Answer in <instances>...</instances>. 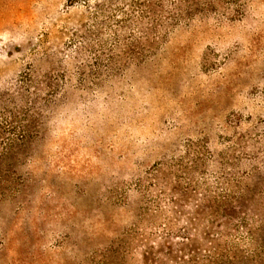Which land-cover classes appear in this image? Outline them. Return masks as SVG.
Instances as JSON below:
<instances>
[{
    "label": "rangeland",
    "instance_id": "obj_1",
    "mask_svg": "<svg viewBox=\"0 0 264 264\" xmlns=\"http://www.w3.org/2000/svg\"><path fill=\"white\" fill-rule=\"evenodd\" d=\"M0 264H264V0H0Z\"/></svg>",
    "mask_w": 264,
    "mask_h": 264
}]
</instances>
